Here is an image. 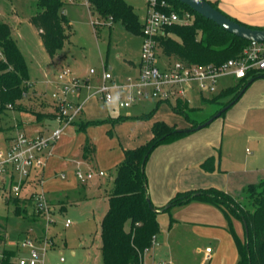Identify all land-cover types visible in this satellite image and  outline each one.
<instances>
[{
    "label": "rangeland",
    "instance_id": "rangeland-1",
    "mask_svg": "<svg viewBox=\"0 0 264 264\" xmlns=\"http://www.w3.org/2000/svg\"><path fill=\"white\" fill-rule=\"evenodd\" d=\"M75 1L67 0V2ZM85 1L80 0L78 4L66 6L65 14L70 23V27L66 30L68 37L64 47L52 62L42 44L38 29L30 22V17L37 11L36 0H0V22L10 25L12 38L17 42L26 59L31 78V85L28 86L27 94L18 102L19 110L10 109L6 114H0V147L3 145L4 135L7 132L3 129L15 126L18 115L34 119L37 113L51 114V110L49 109L51 91L47 90L44 95L41 94L40 96H35L32 92L33 89H36V94L38 95L40 89L45 91L43 81L55 78L63 66L68 67L83 80L85 79L84 77H87L91 68L96 69V72L99 73L102 67L107 65V68L111 67L113 73L118 76L126 68V60L134 62L139 60L142 50L141 35L128 32L120 22H110L99 16L91 6L85 4ZM125 1L134 8L139 22L142 24L147 13V0ZM157 56L159 68L170 61L161 50H158ZM90 78L93 84L95 77L91 76ZM236 81L233 77L220 79L218 91L233 86ZM204 97L209 98L210 95L204 94ZM157 105L158 103L155 101H141L132 108L124 109L111 105L108 107V110L112 116L125 115L129 112L141 116L143 113H149L153 109H156ZM86 106L88 111H93L89 113V116H95L96 112L99 111L100 114L103 111V107L99 108L93 102H89ZM189 106L194 108L193 111H188L189 117L199 122L209 120L223 108L218 103L204 102L202 97L196 93L189 96ZM166 107L168 106L163 107V110L160 107L162 116L169 118L172 122H178L179 127L186 125L187 120L184 117L179 118L182 121H177L178 118L173 120L172 117L166 114L170 112L166 110L168 109ZM154 116L156 115L153 114L149 119L154 118ZM187 123L189 124V122ZM52 126L55 127L54 123H52ZM127 127H114V137L112 138L107 134L105 128L100 127H98L92 136L89 132L85 134V136H91L92 138L95 136L98 139L96 143L97 154L92 166L95 170H103L104 173H107L106 177L100 178L103 182L102 186H99L100 179L97 177L87 183H81L74 176L73 172L78 166L77 161H81L83 164L81 160L83 148L71 158L72 166H70L72 168L57 171L58 175H54L50 179L47 177L43 185L31 180L24 186L20 197H31L33 193L43 192L51 206L52 219L55 222L49 227L47 238L52 244V249H48L46 254L47 261L50 264L102 263V255L98 249L101 243L100 224L106 212V207H109V201L107 200L106 202L102 198L104 196L107 197L113 189V181L118 164L117 162H112L120 155L121 150L117 129L122 132L123 136L127 137L131 135V138L137 139L132 128ZM239 127L237 128L239 131L233 132H230L226 128L224 136L222 135L220 138V144L217 147L215 155L218 161V169L215 171V174L226 175V171H241L245 167L250 168L252 166H263L264 168V111H252L246 123ZM139 131L138 137L145 138L143 129H139ZM24 132L29 135L33 134V132ZM79 133L83 134V132ZM232 136H234L233 139L231 138ZM85 140L94 146L90 143L89 139ZM231 140L233 141L231 142V146L233 143V151L231 152L230 150L231 153L229 154L226 148ZM230 160L233 162H229ZM256 160V163L253 162ZM81 168L84 170L86 166L83 164ZM61 173L66 174L65 179L59 177ZM245 188L243 190L239 189L238 192L232 194L226 190L224 191L252 210L247 202ZM84 189L86 190L85 193L90 196L89 198H92L91 200H79L80 194ZM97 195L102 196L101 200L96 197ZM3 197L2 191H0V217L7 219L6 239L5 242L0 243V264L3 250L13 253V258L11 259L14 262L18 256L16 254L18 253L17 244L26 237H43L44 233H46L43 219H26L15 215L13 205H8L7 200L4 201ZM171 211L159 214L161 234L157 237L158 241L161 238H166V228L168 225H171ZM66 219L72 221V225L67 229L64 228ZM227 222L230 235H232L230 230V226L232 225L238 238L243 241L245 238L243 223L235 218L231 220L232 224H230L229 220ZM179 232V230L175 229L170 234V238L168 237L170 244L162 243L160 247H157L158 253L153 263L152 261H148V263L210 264V262L203 261L202 254L196 251L197 248L194 245V243L199 241L200 246L205 250V246L209 242L202 237L195 239V241L194 239L186 240L184 237H179ZM44 238L40 239L43 240ZM232 238L235 242L233 235ZM64 242L67 244V247L56 248L58 244L60 245ZM234 244L236 254H238L236 243ZM72 252H75V254ZM60 258H64L63 263H60ZM234 258L235 255L227 252L225 257L222 258L225 259L223 260L224 262L221 260L212 264H236L237 262L235 263Z\"/></svg>",
    "mask_w": 264,
    "mask_h": 264
},
{
    "label": "trees",
    "instance_id": "trees-1",
    "mask_svg": "<svg viewBox=\"0 0 264 264\" xmlns=\"http://www.w3.org/2000/svg\"><path fill=\"white\" fill-rule=\"evenodd\" d=\"M87 1L99 16L110 22H120L128 32L141 35L142 24L134 8L125 0ZM165 1L169 7L160 8L161 11L178 13L188 11L194 15L193 23L166 27L164 34L157 37L159 50L171 61H181L188 65H221L229 59L241 57L251 43L236 37L177 0ZM206 1L220 10L215 2ZM67 3V0H36L37 11L30 17V22L38 29L42 44L51 59L62 50L68 37L66 30L70 23L64 14ZM260 78H264V71H251L245 78L238 79L233 86L202 99L204 102L221 104L222 107L230 105V109L250 87L252 83L250 85L248 83L251 79L256 81ZM29 80L28 65L17 42L12 38V29L8 23L0 22L1 115L10 109L19 110L18 102L27 93ZM243 90L245 91L240 96ZM160 104L162 103H158ZM167 104L173 112L183 116L191 124L190 129L204 123H198L189 117L188 111H193L194 108L188 103L176 101L175 104ZM155 110L137 117L120 115L99 121H87L81 116L74 125L77 126V131L86 133L90 126L109 124L113 128L115 124L129 119L147 120ZM225 113L226 111L220 117ZM54 119V113L46 115L37 113L34 123L51 122ZM193 132L195 131H186L170 126L164 121H158L153 124L152 137L147 142L133 149H123L124 157L116 170L113 189L107 195L109 208L100 224L103 264H143L146 252L154 246V239L161 234L159 214L169 213L172 208L193 201L209 203L218 208L230 224L233 218L243 223L245 230L243 241L238 238L232 225L230 226L239 255L236 264H264V179L245 188L247 202L252 210L231 194L214 186L178 191L161 207L152 203L146 174V165L151 154L159 146L180 140ZM107 134L110 137L114 136L112 129H109ZM94 152V146L86 141L83 146V157L89 159ZM200 168L204 172L213 173L218 169V161L215 156H210L200 164ZM7 204L13 205L17 216L42 220V214L36 212L34 195L25 198L10 196ZM173 223L174 220L171 219V225ZM6 228L7 219L0 217V243L5 242ZM11 258L13 253L3 250L1 264H16Z\"/></svg>",
    "mask_w": 264,
    "mask_h": 264
},
{
    "label": "crops",
    "instance_id": "crops-1",
    "mask_svg": "<svg viewBox=\"0 0 264 264\" xmlns=\"http://www.w3.org/2000/svg\"><path fill=\"white\" fill-rule=\"evenodd\" d=\"M70 1V0H69ZM73 1V0H71ZM80 0H76L75 2H68L67 5L70 4H78ZM215 2L218 8L226 15L235 20L243 23L244 25L264 28V0H209ZM85 4L89 5L88 1H85ZM66 5V6H67ZM65 6V8H66ZM90 6V5H89ZM64 8V14H65ZM147 14V13H146ZM66 15V14H65ZM146 17V16H145ZM145 19V18H144ZM112 25V24H111ZM55 58L51 59L53 62ZM126 68L124 69L122 74L118 76L115 75L112 71V68H107V65H104L107 69L111 70L113 75L118 81H124L128 76H136L138 73L140 57L138 61L126 60ZM68 67H62V69ZM69 69V68H68ZM92 69V68H91ZM59 70L58 73L61 71ZM72 71V70H71ZM102 70L99 73L94 75L93 85H98L100 83V76ZM57 73V74H58ZM56 74V75H57ZM74 74V73H73ZM75 75V74H74ZM77 78L81 79L77 75ZM91 75L87 74L86 78H90ZM31 80V78H30ZM29 80L28 86L31 85ZM45 81V80H44ZM91 81V78H90ZM45 91L40 89L38 95L36 94V89H33L35 96L44 95L47 90L52 91V85H45ZM220 91H218L219 93ZM249 92V93H248ZM27 94V93H26ZM251 94V95H250ZM89 92L87 90H83L79 96L80 99H86ZM89 102H93L96 106L103 107V111L96 112L95 116H89V113L93 111H88L86 109V105ZM172 104H175V102ZM117 106L114 104H102L95 98H89L85 101L84 111L82 117L87 121H99L106 120L108 118H115L118 116H112L109 113V106ZM51 113H54V107L49 102ZM136 106V105H135ZM168 106L166 108L169 110L168 114L172 119H177V121H182L183 116L176 114L172 111L170 106L167 103H163L157 105L155 110L154 118L147 120H138V119H129L122 123H117L113 126L116 128H123L124 126H128L127 128H132L134 134H136L137 139L131 138V135L125 137L122 132L118 131L119 134V147H120V155L117 156L116 160L118 166L122 162L124 154L123 149H133L136 148L145 142H147L152 137V126L154 123L158 121H164L170 126H176L180 129H190L191 124L186 122V125L179 127L178 122H172L169 118L162 116L163 107ZM134 107V106H133ZM162 107V110L160 109ZM132 108V107H131ZM114 109V108H113ZM264 111V78H260L254 81L250 87L246 90V92L242 95V97L224 114L225 116L219 117L215 119L209 126L197 130L188 136L177 140L175 142L164 144L159 146L154 150L151 154L148 163L146 165V174L148 177V189L149 195L152 203L155 206L161 207L165 205L178 191H185L191 189H200L216 186L223 190L228 191L229 193L238 192L239 189H244L250 184H255L264 179V168L263 166H252L245 167L241 171H226V175H220L213 173H207L201 170L200 164L210 156L216 155V150L218 145L220 144V138L222 135L224 136L226 132V128L230 131H237L239 126L244 125L246 123L250 113L252 111ZM146 114V113H143ZM124 116L128 117H137L138 114L126 113ZM94 117V118H93ZM196 121V120H195ZM200 123L199 121H196ZM204 122V121H201ZM52 123L56 126V122L53 120L51 122H43L41 124L34 123V119L24 118L18 115L17 123L15 126L7 127L9 130L4 135V142L1 147H4L7 142H9L12 138H14L20 132H35L37 130L45 131L51 129ZM100 128H105L106 131L112 129V126L109 124L99 125V126H90L87 129L86 133H90L91 136L94 132ZM67 133L61 138L56 146L55 156L52 157L46 169L44 170V176L52 178V176L57 175V171H63L67 168H72V159L74 154L78 153L84 146L86 140L89 139L90 143L94 145L95 152L94 155L90 156L89 159H85L82 154L81 160L83 161L84 166L87 168L93 169L92 163L94 162L97 154L96 143L98 142L97 137L93 136H85L86 133H79L77 131V126L73 125L69 127ZM139 129H143L145 138L138 137ZM239 131V130H238ZM25 133V132H24ZM78 134V135H77ZM81 135V136H79ZM84 135V136H83ZM235 136V135H234ZM232 136L231 138L233 139ZM114 137V136H113ZM116 137V136H115ZM112 138V137H111ZM140 139V140H139ZM96 141V142H95ZM231 142L228 143L226 151L229 154L233 151V143L231 146ZM231 150V152H230ZM231 159V158H230ZM112 160V159H110ZM235 161V160H234ZM233 162V161H229ZM253 162H257L253 161ZM250 163V164H255ZM77 164L83 166L81 161H77ZM249 164V163H247ZM71 165V166H70ZM246 165V164H245ZM117 166V168H118ZM116 168V170H117ZM95 170V169H93ZM95 171H103V170H95ZM105 176L97 177L103 178ZM102 180L99 181V186H102ZM85 189L80 194V199L82 201H88L92 198H89L85 193ZM101 200L102 196H96ZM105 198V199H104ZM102 200H108V197L104 196ZM78 200V201H79ZM109 201V200H108ZM108 206L106 207V212L108 211ZM170 219L174 220L172 225L167 226L166 238H161L160 241L156 238V242L154 246L148 250L144 257V263L149 264L148 261H154L157 255V247H160L162 243L170 244L168 241V237L175 230H179V237H184V239L192 240L203 238L209 242L205 246L211 248V260L208 261L210 264L213 262H220L227 252L235 255V263L238 261L239 255L236 254L235 250V242L233 241L232 235L228 232V222L223 212L218 208L212 206L209 203L201 202V201H193L187 205L174 207L172 208ZM105 212V214H106ZM104 214V215H105ZM104 217V216H103ZM159 218V217H158ZM103 219V218H102ZM102 221V220H101ZM160 222V220H159ZM161 226V223H160ZM244 226V225H243ZM67 229V228H66ZM40 237V236H35ZM170 238V237H169ZM198 241V240H196ZM211 242V243H210ZM197 248V252L202 254L204 261L205 250L199 244L194 243ZM213 245V246H212ZM67 247V244L64 242L63 244H58L56 246L57 249H61ZM101 247V243L98 246L99 251ZM18 249V244L17 247ZM52 249V248H51ZM55 249V248H53ZM75 254V252H72ZM19 255V251H18ZM102 255V254H101ZM18 257V256H17ZM171 257V256H170ZM173 257V256H172ZM64 262V261H63ZM61 258H60V263ZM171 262V258H170ZM205 262V261H204ZM224 262V261H223ZM103 264V261L102 263ZM169 264V263H168Z\"/></svg>",
    "mask_w": 264,
    "mask_h": 264
},
{
    "label": "built area",
    "instance_id": "built-area-1",
    "mask_svg": "<svg viewBox=\"0 0 264 264\" xmlns=\"http://www.w3.org/2000/svg\"><path fill=\"white\" fill-rule=\"evenodd\" d=\"M167 7L169 5L165 0H147V14L142 23V50L136 76H128L124 81H118L111 70L103 66L100 83L93 85L90 78L81 80L70 69L64 68L55 78L43 81L46 86H53L50 100L54 107L56 126L45 131L37 130L30 135L20 132L4 147H0V191L4 201L10 196L20 197L24 186L31 180L42 185L45 183L44 170L49 160L55 156L56 146L67 129L83 115L87 99L95 98L102 104L115 103L124 109L141 101L162 104L183 101L189 104V96L193 93L202 98L204 94L211 97L218 93V83L224 77L238 80L245 78L251 71H264V42H251L241 57L229 59L221 65H188L170 60L159 68L157 37L164 34L166 27L175 24L189 25L194 18L188 11L178 13L160 10ZM89 74L96 75V69H90ZM83 90L89 92L85 100L79 98ZM73 173L81 183L105 176L104 171L91 168L83 170L80 164ZM59 177L65 179L66 174L61 173ZM33 195L36 212L42 214L46 233L43 237H26L18 244L16 264H50L46 254L52 244L47 238L49 227L55 221L45 194L37 192ZM71 225L72 221L66 219L64 228ZM155 242L154 239V244ZM210 260L211 248L207 247L204 261ZM63 261L64 258H61V262Z\"/></svg>",
    "mask_w": 264,
    "mask_h": 264
},
{
    "label": "water",
    "instance_id": "water-1",
    "mask_svg": "<svg viewBox=\"0 0 264 264\" xmlns=\"http://www.w3.org/2000/svg\"><path fill=\"white\" fill-rule=\"evenodd\" d=\"M180 3L188 6L198 14L202 15L208 20H211L218 26L222 27L224 30L230 32L238 38L250 41V42H264V28H251L249 26L243 25L239 22L228 17L226 14L220 10L214 8L206 0H177ZM254 82V79L248 83L250 85ZM243 90L240 93V96L244 93ZM230 105L223 107L218 113H216L209 120L205 121L202 124H199L193 129H186V131H197L206 126L210 125L215 119L219 118L221 114L229 109Z\"/></svg>",
    "mask_w": 264,
    "mask_h": 264
}]
</instances>
